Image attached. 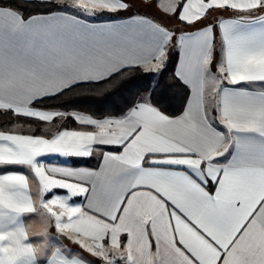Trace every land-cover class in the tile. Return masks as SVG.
Here are the masks:
<instances>
[{
  "label": "snow or ice",
  "instance_id": "1",
  "mask_svg": "<svg viewBox=\"0 0 264 264\" xmlns=\"http://www.w3.org/2000/svg\"><path fill=\"white\" fill-rule=\"evenodd\" d=\"M142 2L186 30L134 12L133 0H0V111L91 129L0 130V264H94L83 252L102 264H264V15L249 18L264 0ZM217 10L240 15L209 19ZM177 55L179 115L154 89L118 116L47 106L137 69L158 87ZM50 155H96L98 167ZM25 214H38L40 243ZM51 228L82 252L51 243Z\"/></svg>",
  "mask_w": 264,
  "mask_h": 264
},
{
  "label": "trees",
  "instance_id": "2",
  "mask_svg": "<svg viewBox=\"0 0 264 264\" xmlns=\"http://www.w3.org/2000/svg\"><path fill=\"white\" fill-rule=\"evenodd\" d=\"M29 11H44V9L29 8ZM136 11L138 13H146L141 9ZM108 15V13L100 14V16ZM116 15L123 16L129 15V13L120 12ZM176 59L177 56L173 58V64L168 66V71L164 73V79L159 82L158 87L156 78H150L149 75L137 69L130 73L127 79L120 80L112 87H102L103 82H101V85H95L92 88L77 89L75 94L66 96L63 101L49 100L47 106L50 109L75 110L89 114L94 118L118 116L123 109L130 106L133 100L139 99L146 89H154L153 101L159 103L169 115H178L183 110L185 90L181 87L173 86L175 81L169 78ZM39 107L43 108L45 106L41 105ZM17 124L22 127L14 128L13 126ZM62 128L89 129L87 126L79 125L70 117L57 118L52 122L42 123L22 116H16L11 112L0 111V130L2 131L49 137L53 132ZM94 260L97 264L100 263V260L96 258Z\"/></svg>",
  "mask_w": 264,
  "mask_h": 264
},
{
  "label": "crops",
  "instance_id": "3",
  "mask_svg": "<svg viewBox=\"0 0 264 264\" xmlns=\"http://www.w3.org/2000/svg\"><path fill=\"white\" fill-rule=\"evenodd\" d=\"M162 2H164V0H162ZM139 14L147 16V17H150V18H153L154 20L159 21L161 24L167 26L170 29H174V30L178 29L177 34H179L180 31L186 30V26L185 25L181 26L176 21H174L175 23L173 25H171V24L168 25V23H165V22L159 20L158 18H155L154 16H151L150 14H147V13H139ZM239 15H240L239 12H235V11H231V10H223V11L222 10H217V11H215L213 13V16L210 17L209 19L220 18V17H223L225 19H227V18H236ZM259 15H264V12L253 13L252 16L249 17V18H253L254 19L256 16H259ZM123 16H127V15H123ZM106 17L107 16H100L99 18H95V22H97V23L103 22ZM176 23L178 24V26L176 25ZM177 62H178V55H177V59H176V63ZM144 95H145V93L142 94L141 97H143ZM51 110H55V109H51ZM64 129H68V130H83V129H74V128H62V129H59V130H64ZM59 130H56L55 132H53L51 134V136L54 135ZM86 130H91V129L89 128V129H86ZM16 133H19V132H16ZM20 134H26V133H20ZM51 136H49V137L45 136V137L46 138H51ZM41 159H44V160L49 161V162H62L64 164L70 165L72 167H91V168L98 167V161H99V157L96 156V155H94L92 158L70 157V158H67V159L61 158V157H56L55 155H50V156L42 157ZM6 168L20 170V166H6ZM24 171L27 173V170H24ZM0 172H3V169H0ZM27 174L29 175L30 192L32 193L33 198L35 199L36 198L35 194H36V191H37V182H35L36 186L33 185L34 180L31 177V174L30 173H27ZM33 190L35 191V193L33 192ZM57 192H60L62 194V190H57ZM76 199L79 200L80 198H76ZM24 221H25V226H26V229L28 231V235H29L30 241L33 244L40 243L41 242V238L39 236H37L36 234L43 231V226H42V224H41V222L39 220L38 214H25ZM50 234H51V237L54 238V239H52L50 241L51 243L55 244V243L59 242L66 249L74 250L76 253H81L82 252V250L77 245L73 244L71 241L67 240L66 238L63 237L62 239H59V237H57L56 234H53L51 232H50ZM82 255L87 260L94 261V264H97L95 262V260H94L95 257H92L91 255H89L86 252H83Z\"/></svg>",
  "mask_w": 264,
  "mask_h": 264
},
{
  "label": "rangeland",
  "instance_id": "4",
  "mask_svg": "<svg viewBox=\"0 0 264 264\" xmlns=\"http://www.w3.org/2000/svg\"><path fill=\"white\" fill-rule=\"evenodd\" d=\"M133 4H134V7H133V11L135 12L137 9H141L143 12L145 11L147 14H150L151 16H154L155 18H158L159 20H161V21H163V22H165V23H168V25H173L175 22V20L174 19H169V17H165V16H163V14L161 13V12H159L155 7H152V8H149V7H146L144 4H143V2H142V0H133ZM100 17V14L99 15H97V17H95V18H99ZM176 25L178 26V24L176 23ZM181 25V24H180ZM181 26H183V25H181ZM178 30V29H177ZM178 32V31H177ZM53 109H55V110H61V109H57V108H53ZM62 111H65V110H62ZM70 111H73V110H70ZM78 112V111H77ZM79 113H81V112H79ZM84 114V113H83ZM31 177H32V174H31ZM33 185H35L36 186V184H35V181L33 182ZM34 186V187H35ZM33 192L35 193V191L33 190ZM50 232L51 233H53V234H56L57 235V237H59V239H62L63 237L62 236H59L57 233H56V231H55V229L54 228H51L50 229ZM96 262V261H95Z\"/></svg>",
  "mask_w": 264,
  "mask_h": 264
},
{
  "label": "water",
  "instance_id": "5",
  "mask_svg": "<svg viewBox=\"0 0 264 264\" xmlns=\"http://www.w3.org/2000/svg\"><path fill=\"white\" fill-rule=\"evenodd\" d=\"M99 264H102V262L100 261V263Z\"/></svg>",
  "mask_w": 264,
  "mask_h": 264
}]
</instances>
